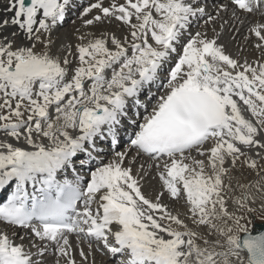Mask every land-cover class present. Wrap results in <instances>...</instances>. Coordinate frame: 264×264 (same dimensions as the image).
I'll list each match as a JSON object with an SVG mask.
<instances>
[{"label":"snow or ice","instance_id":"6c2138e0","mask_svg":"<svg viewBox=\"0 0 264 264\" xmlns=\"http://www.w3.org/2000/svg\"><path fill=\"white\" fill-rule=\"evenodd\" d=\"M70 2L8 0L13 15L0 19V189L15 182L0 203V225L25 230L10 236L0 228V264H46L50 251L55 264H88L93 242L121 256L120 264H234L232 258L264 264V233L241 239L227 226L233 221L247 232L228 209L231 186L224 180L226 165H246L259 178L238 184L233 202L251 212L249 201L258 194L264 207V0H227L215 16L199 0H95L80 13L96 12L83 19L85 27L115 19L127 31L123 38L80 33L71 72L67 56L61 60L3 35L11 25L29 41H41L64 20ZM221 13L231 20H223L221 31L213 28V37L196 32L185 40L190 18L207 16L205 24L214 25ZM254 14L260 19L250 23L245 40L253 37L261 55L241 63L218 41L226 24H243ZM41 42L47 49L51 40ZM66 51L72 54L70 47ZM152 85L161 94L149 90L141 101L142 90ZM125 121L127 148L90 170L82 183L79 169L101 152L96 138L110 137L115 147ZM133 150L129 165L141 155L154 162L150 167L161 183L154 199L124 166ZM69 170L72 179L58 178ZM165 193L184 199L193 223L214 229L224 242L187 229L162 202ZM71 235L89 242L79 262Z\"/></svg>","mask_w":264,"mask_h":264},{"label":"bare ground","instance_id":"6f19581e","mask_svg":"<svg viewBox=\"0 0 264 264\" xmlns=\"http://www.w3.org/2000/svg\"><path fill=\"white\" fill-rule=\"evenodd\" d=\"M92 1V0H90ZM221 0H199V5L201 7H204L207 13L212 14L213 16L216 15V7L220 3H226L227 0H224L223 2H220ZM92 2H95L93 0ZM109 0H105V5ZM122 2V0H121ZM72 4L79 5L82 10L78 11L77 13H81L83 11L84 7L88 6V3L83 0H71L70 5L68 6V9L65 14V18L62 22H59L58 25L50 32V33H44L42 36L48 37L46 39H43L41 41L47 42L50 38L53 36L57 37L58 40L53 41L54 43L58 44L64 51H66L67 48H72V46H75V44L72 45L71 40L74 42L76 38V33H74L75 28H72V30L66 29L65 31L60 32V28L64 27L68 22L71 21V18L74 16H69L68 11H70V7ZM8 8V0H0V19H10L11 16L13 15L12 12L7 11ZM96 12L95 10L93 11L92 14H90L87 17H84L82 19H90L92 15H95ZM221 19H218L216 23L213 24H205V20L207 19V16H203L199 18V22L197 24L194 23V18H190V27H188L185 32H184V38L186 40L187 37L194 35L196 32H201V33H206L208 37H213L214 32L213 28L216 29V31H221L220 25L223 22V20H231L230 13H221ZM243 18V17H242ZM260 16L258 14H254L253 16L245 18V22L243 24H240L239 22H236L235 24L233 23H228L224 26V30L221 32L220 38L218 43L224 45L225 52L226 54L230 55L231 57L238 59L241 63H244L245 59H247L249 62H254L257 61L260 58V52H258L252 41L254 40L253 37H250L248 40H245L246 36H249L248 33V27L251 22L255 20H259ZM105 21L109 22V25L105 24ZM77 23V22H76ZM103 26V27H102ZM76 27H84L83 21H79L77 23ZM83 29V28H81ZM89 32L88 33H93L95 35H99L101 32H108L110 35L115 34L117 38H123V36L126 34V28L120 24V22L116 21L115 19H105L101 23L94 24L92 26H89ZM15 31L16 35L13 37L12 33ZM73 32V33H72ZM100 32V33H99ZM72 33V34H71ZM83 33V32H82ZM87 33V32H86ZM4 36L9 37L10 39H13L15 41L16 45H28L31 46L33 43L37 46L36 49L38 52L40 51V45H44V43L40 41H29L22 33V30H20L18 27L14 28L13 26L9 25L3 32ZM76 36L75 38H72ZM78 42V41H77ZM179 48V45H177ZM45 47H42V51ZM75 48V47H74ZM50 50V54L54 53L53 49L51 46H48V51ZM73 50V49H72ZM75 51V50H74ZM67 52V51H66ZM55 57H61L57 56L55 53L52 54ZM65 56V52H64ZM72 59L70 60V64L67 66L69 69V72L73 68H75L78 64V61L75 60V52L72 55ZM175 56V54H173ZM69 59V58H68ZM173 61H170L168 65L165 66L164 70L166 73H160L161 79H163L164 76L167 74L168 67L171 66V63ZM151 93H153V90H150ZM161 94V91L159 90V95ZM151 110V109H150ZM246 116H248V113H245ZM0 139H4L3 133H0ZM15 143V141H12ZM105 147V146H102ZM123 149L122 151H124ZM120 151V150H116ZM115 151V152H116ZM115 152H113L112 155H102L100 153L99 157H102L103 160L99 161L97 163V166L100 165L101 162L107 163L110 160L114 158ZM195 154V153H194ZM249 155L253 159H257L256 153L255 152H249ZM135 156V154H133ZM110 157V158H109ZM140 157V156H139ZM137 157L135 162L131 165H129L128 161L132 160V158H128V160L125 161L126 167L130 166L132 168V173L133 176L139 181V184L142 188L143 193L150 199H154L155 196L161 191V183L159 181V178L157 176V171L156 168L150 167L154 162L151 161L149 158H139ZM109 158V160H108ZM108 160V161H106ZM227 166V165H226ZM229 166V165H228ZM85 176H89L90 178V173L88 174H83ZM153 177V179H151ZM89 178L84 179V182H86ZM148 179H151L148 181ZM1 191V189H0ZM162 202L168 206V209L175 214V212L172 209V205L174 204V201L170 196H168L166 193L162 198ZM181 216V215H180ZM162 223L167 224L169 223L168 221H162ZM195 224V223H194ZM174 228H178L176 225H172ZM0 228H4L3 225H0ZM193 228V227H192ZM188 229V228H187ZM196 229V228H195ZM9 235L11 236L12 232H18L20 235H25V230L22 229H13V228H4ZM178 230H184V229H178ZM189 230H192L189 228ZM16 239V242H19L18 238ZM211 239V238H210ZM70 240L75 248V251L73 255L75 256L76 260L79 262L81 261V257L79 256V251L80 249H83L85 252L89 251V242L87 240H77L75 235L70 236ZM214 240V239H213ZM27 243V241H25ZM200 243V242H199ZM93 251L92 255L88 257V264H114L110 261V258L104 257L102 253L100 252V248L103 252H105V249L101 247V245L94 244L92 245ZM241 257L244 258L246 257V254L244 251L240 253ZM46 258H50L51 264H55L56 257L55 255L50 251L47 255ZM233 261H235V258H232Z\"/></svg>","mask_w":264,"mask_h":264},{"label":"rangeland","instance_id":"374dc122","mask_svg":"<svg viewBox=\"0 0 264 264\" xmlns=\"http://www.w3.org/2000/svg\"><path fill=\"white\" fill-rule=\"evenodd\" d=\"M93 1V0H92ZM92 1L87 0L86 2L88 3V5L90 3H92ZM70 9H74L77 11L82 10V8H77V5L72 4V6L70 7ZM79 21H83V19L81 18L79 13H75L74 16L71 18V21L68 22L64 27L60 28V32L65 31L66 29L68 30H72V28H75L74 33H76V36L78 37L80 33H88L89 32V26L88 27H76L77 23ZM77 22V23H76ZM105 24L109 25L108 21H105ZM103 27V26H102ZM79 30V31H77ZM71 33V34H72ZM100 33V32H99ZM76 36L72 37L75 38ZM44 39L48 38L45 36H42ZM41 37V40L43 39ZM51 43L49 44V46H51V48L53 49V52L57 55V56H61V60L64 57V52H65V56H67L69 58V61L72 59V55L74 54V50H75V46H72L71 49L72 50V54H69L68 52L64 51L58 44L54 43L53 41L58 40L57 37L53 36L52 38H50ZM78 39L76 38V40L73 42L72 40L70 42H72V45L77 43ZM41 42V41H40ZM44 46V45H43ZM42 45H40V51L42 52ZM37 47V46H36ZM36 51H38L37 49H35ZM43 51H48V48H44ZM52 53V54H54ZM54 56V55H53ZM71 58V59H70ZM76 60V59H75ZM63 66V65H62ZM161 73H166L165 70H163ZM152 89H156L155 87H152ZM125 146H122L120 148V151L122 149H124ZM119 150V149H118ZM112 155V154H110ZM132 155V153L129 155V157ZM193 155H195L193 153ZM110 158V157H109ZM108 158V160H109ZM243 159V158H241ZM258 159V158H257ZM107 160V161H108ZM258 163H261V161L258 160ZM228 166V165H227ZM230 168V173L228 176H225L224 180H225V184H229L231 186V190L228 191V195L226 196L227 202H228V209L230 212L234 213L235 216L240 217V225H243L247 231L252 229V225H253V221H257V222H262L264 221V207H261V200L259 199V195L257 194V199L255 201V203H252L251 201H249V205L248 207L252 208L253 210L251 212L248 211L247 208H239V206L233 202L232 197H238L240 194L241 189L238 187V184H248L250 181L254 184L255 181L259 178L256 176V173L250 169L247 168L246 165H242L239 161L237 162V165L234 169L231 168L230 164L228 166ZM151 179H153V177H151ZM151 179H148L151 180ZM252 192H255V189L252 188L251 189ZM172 209L175 212V214H179L180 218L184 221V223L187 225V228H191L192 231L197 232L200 236L207 238L208 240L212 241L214 240H220L221 243L224 242L225 237L220 236L214 229H211L210 227L204 225H197L194 224L191 217V213L187 212V206L185 203L184 199H181L180 201L174 202V204L172 205ZM214 223L223 226L222 222L217 220L214 221ZM228 227H232L233 232L240 235L242 232L239 231L238 226L236 224L233 223V221H228ZM193 227V228H192ZM196 228V229H195ZM209 233H211V235H209ZM211 238V239H210ZM198 243H202V241L198 240ZM241 256V255H240ZM242 258V257H241ZM46 264H51V260L50 258H46ZM234 264H236V261H234Z\"/></svg>","mask_w":264,"mask_h":264},{"label":"water","instance_id":"95a60500","mask_svg":"<svg viewBox=\"0 0 264 264\" xmlns=\"http://www.w3.org/2000/svg\"><path fill=\"white\" fill-rule=\"evenodd\" d=\"M26 1H28V0H26ZM260 233H264V223L255 222L254 223V230L251 231V232H245L240 237H241V239H243V237L246 236V235H249V234L250 235H258Z\"/></svg>","mask_w":264,"mask_h":264}]
</instances>
